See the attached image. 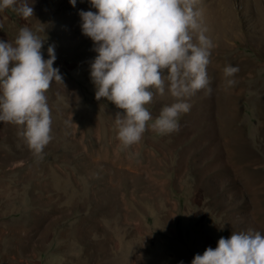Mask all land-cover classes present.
I'll use <instances>...</instances> for the list:
<instances>
[{
  "label": "rangeland",
  "instance_id": "1",
  "mask_svg": "<svg viewBox=\"0 0 264 264\" xmlns=\"http://www.w3.org/2000/svg\"><path fill=\"white\" fill-rule=\"evenodd\" d=\"M32 7L28 18L0 9V39L39 30L63 84L46 93L52 139L41 158L19 125L0 122V264H190L220 236L264 230V0H196L215 44L212 93L189 98L177 131L147 128L128 148L113 119L122 110L94 96L96 53L77 11L88 0ZM226 64L239 67L229 88ZM173 99L154 96L152 116Z\"/></svg>",
  "mask_w": 264,
  "mask_h": 264
},
{
  "label": "clouds",
  "instance_id": "2",
  "mask_svg": "<svg viewBox=\"0 0 264 264\" xmlns=\"http://www.w3.org/2000/svg\"><path fill=\"white\" fill-rule=\"evenodd\" d=\"M75 7L77 0H68ZM78 9L81 33L92 41L96 55L89 77L97 100L106 98L118 109L113 117L124 148L137 143L147 128L160 134L179 129V117L190 110L189 98L212 93L207 73L214 41L206 34L196 0H88ZM33 0H0L23 18L33 15ZM94 9V10H93ZM28 26L14 41L0 39V122L19 125L28 148L41 158L52 139L47 90L63 84L55 44ZM238 66L222 68L225 88L236 83ZM167 91L173 101L152 116L148 105ZM151 121V123H149ZM177 264H184L179 260ZM190 264H264V230L233 231L215 247L195 253Z\"/></svg>",
  "mask_w": 264,
  "mask_h": 264
},
{
  "label": "crops",
  "instance_id": "3",
  "mask_svg": "<svg viewBox=\"0 0 264 264\" xmlns=\"http://www.w3.org/2000/svg\"><path fill=\"white\" fill-rule=\"evenodd\" d=\"M0 149H3V148H0ZM1 153V152H0Z\"/></svg>",
  "mask_w": 264,
  "mask_h": 264
}]
</instances>
